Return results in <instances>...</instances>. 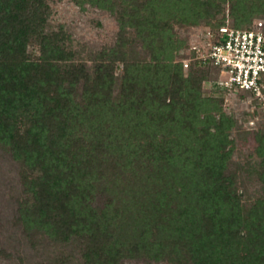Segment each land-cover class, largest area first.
Listing matches in <instances>:
<instances>
[{
	"label": "trees",
	"instance_id": "1",
	"mask_svg": "<svg viewBox=\"0 0 264 264\" xmlns=\"http://www.w3.org/2000/svg\"><path fill=\"white\" fill-rule=\"evenodd\" d=\"M76 1L118 24L114 48L91 68L59 35L44 33L46 0H0V139L39 171L29 182L35 204L21 211L24 226L78 240L85 264L142 254L264 264V198L241 205L227 174L233 120L202 93L205 70L218 71L183 69L176 58L186 41L174 23L197 25L201 12H218L226 0ZM242 1L233 16L241 11L248 21L264 12V0ZM34 40L36 59L28 53ZM132 43L143 57H126ZM257 154L264 169L261 142Z\"/></svg>",
	"mask_w": 264,
	"mask_h": 264
},
{
	"label": "rangeland",
	"instance_id": "2",
	"mask_svg": "<svg viewBox=\"0 0 264 264\" xmlns=\"http://www.w3.org/2000/svg\"><path fill=\"white\" fill-rule=\"evenodd\" d=\"M236 1L243 3L242 0H226L218 12H201L197 25L174 23V34L187 44L193 38L196 39L195 35L208 27V24L218 23L223 19L224 23L228 22L238 28L248 27L253 20L264 21V12L255 14L248 21L241 11L233 16L231 9ZM46 5L48 11L44 16V33L59 35L64 47L73 53L77 62L91 68L93 61L102 52L114 48L118 24L108 11L88 3L80 4L76 0H46ZM186 44L181 45L177 54L179 61L192 58L187 50H183ZM126 50V57L130 60L136 54H139V57L145 55L134 43ZM38 51L39 42L34 40L28 47V53L36 59ZM192 67L199 68L192 65L190 69ZM116 74H121L120 66H117ZM227 78L225 72L217 75L215 70H205L202 93L219 99L223 113L233 120V127L229 132L232 153L227 162V174L233 178L241 205L248 209L255 201L264 198L261 182L264 169L257 154L259 143L264 145V98L247 93H230L226 88L217 85L218 80L225 81ZM11 150V147L0 139V264H85L82 258L83 246L78 240L72 238L61 242L51 238L38 227L28 229L24 226L21 211L35 204L34 192L29 189V182L39 176V171L27 167L22 158L12 155ZM104 201V198L97 195L94 206L101 208ZM120 264L192 262L185 257L156 262L142 254L135 258H125Z\"/></svg>",
	"mask_w": 264,
	"mask_h": 264
},
{
	"label": "built area",
	"instance_id": "3",
	"mask_svg": "<svg viewBox=\"0 0 264 264\" xmlns=\"http://www.w3.org/2000/svg\"><path fill=\"white\" fill-rule=\"evenodd\" d=\"M183 47L191 59L180 60L183 69L192 65L212 66L225 72L227 80L217 82L221 88L241 90L264 98V31L256 21L249 29L231 26L228 22L217 29L205 27Z\"/></svg>",
	"mask_w": 264,
	"mask_h": 264
}]
</instances>
